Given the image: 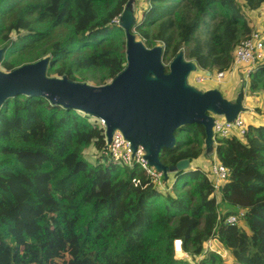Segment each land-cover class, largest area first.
Returning <instances> with one entry per match:
<instances>
[{
	"label": "trees",
	"instance_id": "obj_1",
	"mask_svg": "<svg viewBox=\"0 0 264 264\" xmlns=\"http://www.w3.org/2000/svg\"><path fill=\"white\" fill-rule=\"evenodd\" d=\"M128 2L0 0V68L10 72L49 57L51 77L110 83L127 66L125 32L112 21ZM263 5L149 0L132 30L148 48L163 45L165 63L184 51L201 70L229 72L235 48L253 32L247 12ZM250 78L252 92L264 90V64ZM178 133L184 139L162 150V163L192 164L216 153L231 169L219 192L199 166L174 173L172 192H162L139 167L100 158L92 165L84 149L99 151L106 142L97 119L41 97L6 101L0 109V264H264V125L248 124L242 138L217 139L212 154L202 126ZM135 178L142 185L134 186ZM239 211L242 223L227 224ZM175 240L191 261L175 257ZM215 240L222 250L208 247Z\"/></svg>",
	"mask_w": 264,
	"mask_h": 264
},
{
	"label": "water",
	"instance_id": "obj_2",
	"mask_svg": "<svg viewBox=\"0 0 264 264\" xmlns=\"http://www.w3.org/2000/svg\"><path fill=\"white\" fill-rule=\"evenodd\" d=\"M129 0L120 27L126 36V68L106 85H91L48 75L49 57L25 64L13 71L0 68V109L4 103L18 96L41 97L52 105H59L103 120L110 143L116 130L146 151L149 164L169 178L170 173L188 171V159L175 166H165L160 155L164 149L176 145V132L186 125L196 124L205 129V147L212 154L214 116L234 121L246 110L245 90L242 88L235 101L226 99L217 90L200 91L189 84V75L198 66L185 58L184 51L166 66L163 62L165 47L148 48L137 40L133 32L136 24ZM4 49H0V62ZM168 69V70H167Z\"/></svg>",
	"mask_w": 264,
	"mask_h": 264
},
{
	"label": "built area",
	"instance_id": "obj_3",
	"mask_svg": "<svg viewBox=\"0 0 264 264\" xmlns=\"http://www.w3.org/2000/svg\"><path fill=\"white\" fill-rule=\"evenodd\" d=\"M264 6L259 8L256 13L264 15ZM123 13V12H122ZM122 13L116 16L112 23L120 26ZM136 16V14H135ZM136 22H139L136 16ZM264 61V36L259 30H253L248 38L243 39L235 48L234 51V64L229 72H211L209 70H196L189 75L190 83L192 86H220L226 83V80H232L236 74V70L247 66L243 77L250 78L251 74L255 72L258 65ZM244 106L247 108V99L244 101ZM96 119V118H95ZM98 120V119H97ZM99 124L104 130L105 146L99 150V157L102 162L105 158L108 161L129 169L139 167L144 171L146 178L151 184H153L158 190L166 192L172 189L173 184H169L170 177L165 178V174L155 167L149 164L146 159V151L143 147L139 146L137 150H134L130 141H128L120 130H116L113 134L112 140L109 143L106 136V124L103 120H98ZM248 130V124L240 113L237 118L230 122L220 116H214V141L217 139H225L232 136L242 138L246 135ZM213 158H210L207 170H205L207 177L213 184L214 189L219 192L222 185H224L230 178L231 169L218 161L216 153H213ZM134 186L138 187L142 185L140 178L132 180ZM169 185V186H168ZM245 215L244 211H239V215H232L227 218L226 223L229 225H237L243 219ZM211 242V241H210ZM174 253L177 259H189L191 257L184 251L182 240H175Z\"/></svg>",
	"mask_w": 264,
	"mask_h": 264
},
{
	"label": "rangeland",
	"instance_id": "obj_4",
	"mask_svg": "<svg viewBox=\"0 0 264 264\" xmlns=\"http://www.w3.org/2000/svg\"><path fill=\"white\" fill-rule=\"evenodd\" d=\"M148 5H149V0H134V5L132 6V10L135 12L139 21L142 18L143 12L147 10ZM247 13H248L249 19L251 20V24L253 28L252 31L257 29L264 36V15L262 16V15H259V13L250 12V11H248ZM200 33L203 36H205L206 31L204 27H202ZM164 64L168 66L170 62L169 63L164 62ZM263 64H264V61L260 63L258 67L262 66ZM246 69H247V66H243L242 68L237 69L236 73L242 70L246 71ZM196 70L198 71L199 68H197ZM250 80L251 78L247 79L246 77H243L241 78V80H238L239 82L236 83L233 81L229 82L227 79L224 85L212 86V87L217 88V90H219L222 93V95L228 100L231 99L232 95L238 96L242 88H244L245 95L248 98H247V108L244 112H242V117L245 119L247 124H256L258 126L264 125V90H262L261 88L258 91L252 92L250 90ZM188 82L189 84H191L190 80ZM89 84L94 85L92 83H89ZM194 87L200 91H206L207 89H209L206 86H199V85H194ZM232 101H235V100H232ZM184 137L185 135L180 134V133H178V135L176 136V138L180 140H183ZM99 155H100L99 151H97L93 146L87 147L83 151V156L85 160L92 165H96ZM210 157L211 156L207 157V155L204 154L200 158L199 162L193 163V167L199 166L201 169L207 170L208 164L210 162ZM108 160H109L108 158H105L103 161L107 162ZM173 174L174 173L169 174V177H170L169 184H173L175 181ZM172 190H169L168 192H172ZM220 205L223 206L221 202H220ZM208 247L213 248V249L218 248L217 250H222L218 241L216 240L209 242ZM224 254H225L224 258H230L228 253H224Z\"/></svg>",
	"mask_w": 264,
	"mask_h": 264
},
{
	"label": "crops",
	"instance_id": "obj_5",
	"mask_svg": "<svg viewBox=\"0 0 264 264\" xmlns=\"http://www.w3.org/2000/svg\"><path fill=\"white\" fill-rule=\"evenodd\" d=\"M244 72L245 71H239L238 73H236L235 75H234V78L232 79V80H229V82L230 81H233V82H239L238 80H241V78H243V74H244ZM247 79H249V78H247ZM224 85V84H223ZM240 87V86H239ZM209 89H207L206 91H208V90H213V89H217V88H214V87H208ZM239 90V89H238ZM239 96V95H238ZM238 96H235V95H232V97H231V99H229L230 101H232V100H236L237 98H238ZM248 97H246L245 96V99H247ZM245 101V100H244ZM212 157V156H211ZM210 157V158H211ZM199 160L200 159H198V160H196V161H194L193 163H196V162H199ZM193 163L191 164L190 163V165H191V168L193 167Z\"/></svg>",
	"mask_w": 264,
	"mask_h": 264
}]
</instances>
